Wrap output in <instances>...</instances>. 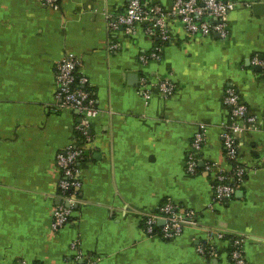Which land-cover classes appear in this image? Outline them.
<instances>
[{"label": "crops", "instance_id": "0c3cea01", "mask_svg": "<svg viewBox=\"0 0 264 264\" xmlns=\"http://www.w3.org/2000/svg\"><path fill=\"white\" fill-rule=\"evenodd\" d=\"M153 1L166 10L173 3ZM227 1L241 6L226 38L193 36L172 20L163 41L142 25L134 33L108 29L107 17L123 14L129 0H60L57 8L0 0V264H69L78 252V264H232L227 241L216 242L217 259L199 253L215 230L242 237L248 264H264V67L254 64L264 61V11L253 9L264 0ZM157 48L159 60L143 63ZM71 55L99 111L86 127L78 111L54 109L57 67ZM165 80L171 96L159 89ZM229 90L257 129L239 136L246 174L232 200L220 203L217 171L233 167L221 137L232 121ZM198 133L205 142L191 174ZM72 145L86 155L73 191L79 202L56 230L57 157ZM167 202L194 211L199 226L170 240L145 234L144 217Z\"/></svg>", "mask_w": 264, "mask_h": 264}, {"label": "built area", "instance_id": "2783aa9c", "mask_svg": "<svg viewBox=\"0 0 264 264\" xmlns=\"http://www.w3.org/2000/svg\"><path fill=\"white\" fill-rule=\"evenodd\" d=\"M43 4L57 8L60 0H39ZM239 6L236 2L227 0H173L169 9H164L153 0H129L127 9L123 14L110 15L108 19V29L116 31L124 28L128 33H134L139 25L144 27L147 35H156L163 40L170 39L169 22L179 21L190 35L210 36L214 33L220 34L222 38L228 36L229 16ZM251 7L250 4H247ZM218 20L217 23L213 21ZM116 48V46H115ZM114 49V48H112ZM160 48L157 52L141 56L143 63L150 60H159ZM254 64L264 67V61L256 58ZM81 63L74 56L64 57L57 67L56 81L57 92L55 94L54 109L56 111L76 110L83 116L82 125L86 124L99 115L95 101L91 98L90 92L85 90L88 80L79 72ZM144 96L150 98L147 81H142ZM159 89L166 95L171 96L174 87L168 81H162ZM231 109L232 121L226 125L222 132V141L226 158L236 165L230 171L218 170L215 182L212 185L214 200L224 203L232 200L237 188L244 181L246 170L239 166L238 160V138L245 132L256 130L257 119L251 114L248 107L243 104L239 94L234 90H229L224 100ZM192 144L193 153L188 158V171L195 173L198 166V155L202 151L205 142V134L198 133ZM86 159L82 147L70 146L66 151L57 157V165L62 172V180L59 184V198L62 200L54 211V229L59 230L65 227L72 217L74 209L79 202L76 193L80 189L81 171L80 163ZM75 191L76 193H73ZM144 232L149 236L159 234L166 240L180 236L188 228L198 227V216L192 210L180 211L171 202L164 204L158 212L147 214L144 217ZM159 230V231H157ZM207 244L200 246L198 251L201 255L210 259L220 257V252L216 244L217 241L229 242V259L232 264H248L244 256V240L242 237L229 236L223 231L208 232ZM78 242H73L72 248L78 251ZM82 258L81 253L75 255V259L69 264H78ZM22 264H27L22 262ZM88 264H96L90 262Z\"/></svg>", "mask_w": 264, "mask_h": 264}, {"label": "water", "instance_id": "95a60500", "mask_svg": "<svg viewBox=\"0 0 264 264\" xmlns=\"http://www.w3.org/2000/svg\"><path fill=\"white\" fill-rule=\"evenodd\" d=\"M253 9H254L256 15H257V16H260L261 13L264 11V4L259 3V2H258V3H255V4L253 5Z\"/></svg>", "mask_w": 264, "mask_h": 264}, {"label": "trees", "instance_id": "16d2710c", "mask_svg": "<svg viewBox=\"0 0 264 264\" xmlns=\"http://www.w3.org/2000/svg\"><path fill=\"white\" fill-rule=\"evenodd\" d=\"M85 90L86 91H88L89 92V90L87 89V86H85ZM233 165H236L237 166V164H235L234 162H231ZM240 166V165H239ZM157 231H159V230H157ZM39 264V263H38ZM83 264H86V263H83Z\"/></svg>", "mask_w": 264, "mask_h": 264}]
</instances>
